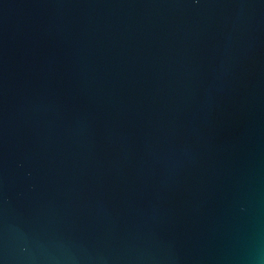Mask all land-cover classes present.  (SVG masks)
Returning <instances> with one entry per match:
<instances>
[{
    "label": "water",
    "instance_id": "water-1",
    "mask_svg": "<svg viewBox=\"0 0 264 264\" xmlns=\"http://www.w3.org/2000/svg\"><path fill=\"white\" fill-rule=\"evenodd\" d=\"M0 264H264V0H0Z\"/></svg>",
    "mask_w": 264,
    "mask_h": 264
}]
</instances>
